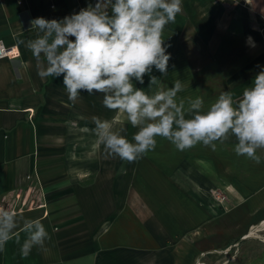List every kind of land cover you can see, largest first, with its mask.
Masks as SVG:
<instances>
[{"label":"crops","instance_id":"0c3cea01","mask_svg":"<svg viewBox=\"0 0 264 264\" xmlns=\"http://www.w3.org/2000/svg\"><path fill=\"white\" fill-rule=\"evenodd\" d=\"M89 2L94 0H0V40L19 53L0 59V207L40 219L51 237L46 250L33 248L27 257L14 237L0 252V264H181L178 245L175 257H164L162 243L136 241L149 228L155 233L151 218L159 234L192 233L188 251H202L201 259L249 242V234L264 227V150L257 152L259 164L238 156L235 137L216 142L214 151L197 144L183 152L172 145L173 158L189 156L181 167L172 165L171 192L161 201L141 195L140 215L116 208L110 175L116 167L98 142L94 118L116 130L117 111L104 107L100 93L82 92L73 104L63 78L42 80L30 50L18 44L36 37L31 20H60ZM182 8L164 29L171 54L167 75L155 68L151 75L170 87L181 80L177 100L187 104L201 96L205 110L222 91L238 98L264 69V0H182ZM161 179L162 186L168 183ZM214 188L225 201L210 206ZM119 218L127 219L124 227ZM120 229L127 238L117 239ZM16 232L22 243L25 234ZM259 238L263 242L253 241L260 247L244 264H264V237Z\"/></svg>","mask_w":264,"mask_h":264},{"label":"clouds","instance_id":"9594fccd","mask_svg":"<svg viewBox=\"0 0 264 264\" xmlns=\"http://www.w3.org/2000/svg\"><path fill=\"white\" fill-rule=\"evenodd\" d=\"M183 11L182 0H94L79 12L63 19L37 17L30 21L37 30L34 39L18 41L30 50L38 76L63 78L68 99L73 104L82 92L103 94V105L119 111L137 131L129 141L108 120L94 118V132L106 158L129 163L155 150L157 137L169 141L178 151L202 144L213 151L216 142L235 137L234 151L261 162L264 150V69L234 98L222 91L205 110L201 96L177 100L183 82L165 87L151 75L153 68L166 76L171 54L163 38L164 29L175 23ZM167 47H170L168 45ZM149 76V89L135 86ZM20 229L25 237L16 232ZM15 237L22 257L33 248L46 250L50 234L40 219H26L14 210L0 207V252Z\"/></svg>","mask_w":264,"mask_h":264},{"label":"rangeland","instance_id":"374dc122","mask_svg":"<svg viewBox=\"0 0 264 264\" xmlns=\"http://www.w3.org/2000/svg\"><path fill=\"white\" fill-rule=\"evenodd\" d=\"M154 76L160 79V75L155 74ZM133 82L136 87L144 89L150 95L154 94L158 90L157 85H154L149 89V78L146 77H144L143 84H139L135 81ZM168 85V82L163 84L165 87H170ZM121 128L125 129L122 134L125 135L129 141H132V137L136 133L137 129L133 128L131 124L127 122L126 116L123 113L117 111L116 130ZM188 156L189 155L187 153H181L178 160L173 158L172 144L163 138L157 137V146L155 150L149 151L146 155L137 159L135 162L129 163L127 161L121 160L118 157H110V162L114 163L116 167L115 171L110 174L111 176L114 175L115 177L114 187L117 199L116 208L118 210H137V215H140V205L144 206L143 202H140V196L146 194H155L158 195L160 199L164 197L165 194L170 193L172 188L171 184L173 183L171 167L174 163H178L181 167L183 163H187ZM161 177H163L168 182V185L165 184L162 186L160 184L161 182H164ZM211 193L213 201L207 203L210 204V206L214 205V203L220 204V202L222 203V201H225V195L221 194L218 188H214ZM161 203L162 202H160V204ZM131 216H133L132 213ZM118 221L122 222L119 223V226L124 227V221L127 222V219L119 218ZM148 222L150 225L149 227H153L155 233H151L152 230L149 228V233H142L141 235L138 234L137 237L139 238L136 241H141L142 244L145 242L148 246H154L155 243H162L164 246V257H171L173 253H175L173 246L178 245V247L181 249V264H187L192 258L194 260V264L239 263L237 260L239 246L236 244L228 250L223 249L219 251H211L205 258L201 259L202 251L197 252L198 250H195V255H193V252L188 251L187 244H190L188 243V240L193 237L192 233L185 234L184 232H170L167 234H159L157 232L159 228L157 225H155V219H148ZM256 233L261 236V238L264 237V227L258 232L255 231L254 233L251 232L249 234L252 236L249 239L250 241L263 242L259 236L256 235ZM140 236H142V239ZM124 238H127V234H125L124 231L120 229L117 234V239L121 240ZM201 243L204 246V241H201ZM197 245L198 241L196 243V246ZM176 259H178V257Z\"/></svg>","mask_w":264,"mask_h":264},{"label":"trees","instance_id":"16d2710c","mask_svg":"<svg viewBox=\"0 0 264 264\" xmlns=\"http://www.w3.org/2000/svg\"><path fill=\"white\" fill-rule=\"evenodd\" d=\"M259 247L260 245L253 241L244 242L243 245H240L239 251H238L239 253L237 257V260L239 261L238 264H244V261L248 258L250 252L254 249H258ZM229 264H232V263H229Z\"/></svg>","mask_w":264,"mask_h":264},{"label":"built area","instance_id":"2783aa9c","mask_svg":"<svg viewBox=\"0 0 264 264\" xmlns=\"http://www.w3.org/2000/svg\"><path fill=\"white\" fill-rule=\"evenodd\" d=\"M18 54L16 46L7 45L3 40H0V59L16 57Z\"/></svg>","mask_w":264,"mask_h":264}]
</instances>
